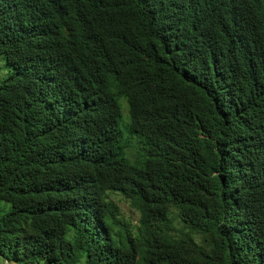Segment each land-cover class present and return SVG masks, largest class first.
<instances>
[{"label": "trees", "instance_id": "trees-1", "mask_svg": "<svg viewBox=\"0 0 264 264\" xmlns=\"http://www.w3.org/2000/svg\"><path fill=\"white\" fill-rule=\"evenodd\" d=\"M8 1L1 264H264V0H61L63 30Z\"/></svg>", "mask_w": 264, "mask_h": 264}, {"label": "clouds", "instance_id": "clouds-1", "mask_svg": "<svg viewBox=\"0 0 264 264\" xmlns=\"http://www.w3.org/2000/svg\"><path fill=\"white\" fill-rule=\"evenodd\" d=\"M189 2L191 5L195 3H201L208 8V13H214L218 15L224 11H234L240 5L241 0H233V4L227 7L215 6V0H189ZM10 3L11 6L8 8L7 14L8 19L5 21L8 24L11 23V25L14 23L23 22L25 20L32 21L39 18H47L48 9L57 17L58 22L62 25V30L66 20L69 18L65 16V8L61 0H9L8 3L2 6H7ZM33 24L37 25L38 27L43 26L35 23ZM65 43V50H59L52 54L60 67L61 82L63 86L66 87L72 86L76 89L83 88L87 86L89 82L88 75L90 70H88L87 67L83 69L76 68L72 45L68 41H65ZM26 48L32 49L33 46L28 45Z\"/></svg>", "mask_w": 264, "mask_h": 264}, {"label": "rangeland", "instance_id": "rangeland-1", "mask_svg": "<svg viewBox=\"0 0 264 264\" xmlns=\"http://www.w3.org/2000/svg\"><path fill=\"white\" fill-rule=\"evenodd\" d=\"M7 74V73H6ZM5 74V75H6ZM4 75V76H5ZM4 76H2L1 78H3ZM0 80H2V79H0ZM5 204V203H4ZM119 204L122 206V209H123V211L125 212V214H126V216L128 217V218H130L134 223L137 221V219H138V217H137V214H136V212H135V210H133V208L129 205V203L128 202H126V201H120L119 202ZM196 239L198 240V241H200V239L199 238H197L196 237ZM0 264H1V260H0ZM4 264H6V263H4Z\"/></svg>", "mask_w": 264, "mask_h": 264}]
</instances>
